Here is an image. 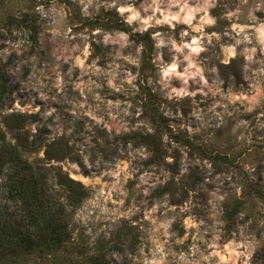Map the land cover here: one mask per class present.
Instances as JSON below:
<instances>
[{"label": "rangeland", "instance_id": "obj_1", "mask_svg": "<svg viewBox=\"0 0 264 264\" xmlns=\"http://www.w3.org/2000/svg\"><path fill=\"white\" fill-rule=\"evenodd\" d=\"M0 73L5 140L88 190L51 264H264V0H0Z\"/></svg>", "mask_w": 264, "mask_h": 264}, {"label": "trees", "instance_id": "obj_2", "mask_svg": "<svg viewBox=\"0 0 264 264\" xmlns=\"http://www.w3.org/2000/svg\"><path fill=\"white\" fill-rule=\"evenodd\" d=\"M124 24L122 21L127 30ZM135 37L151 49L148 33ZM31 39L35 41V35ZM4 85L0 73V88ZM23 122L24 116L18 115L9 128L16 131ZM17 137L18 134L11 143L0 133V188L6 199L0 205V263H16L22 257L35 255L43 259V264H51L71 240V214L88 196V190L59 167L30 162L22 152L28 146ZM53 184L60 187L62 194L53 189ZM91 264L111 261L97 256ZM122 264L130 262L124 260Z\"/></svg>", "mask_w": 264, "mask_h": 264}]
</instances>
